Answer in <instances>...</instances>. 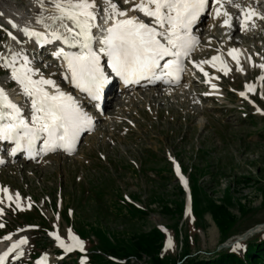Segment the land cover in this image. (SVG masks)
Listing matches in <instances>:
<instances>
[{
    "label": "rangeland",
    "instance_id": "1",
    "mask_svg": "<svg viewBox=\"0 0 264 264\" xmlns=\"http://www.w3.org/2000/svg\"><path fill=\"white\" fill-rule=\"evenodd\" d=\"M116 2L123 10L131 7L123 0ZM234 2L251 5L264 14V0ZM44 4L51 7L49 0ZM97 4L103 7L101 0ZM225 8L233 16V28L221 27L223 17L213 19L211 11L206 12L193 30L199 44L185 63L184 76L174 86L138 87L109 95L102 114L96 116L92 129L80 136L71 154L57 150L30 162L3 158L0 189L7 188L13 201L0 192L4 200L0 204V224L4 225L0 246L9 241L3 239L5 236L28 240L18 250L23 255L17 258L14 252L5 264H33L38 255L47 258L46 264H87L83 254L89 255L97 241L100 247L105 246L98 232L107 244L116 247L129 244L132 236L152 227L160 230V250L168 263L170 258H178L181 232L187 234L186 210L192 202V188L198 215L191 209L190 220L196 226L195 244L189 247L191 256L209 257L225 247H219L223 242L251 229L256 232L237 242L243 245L256 235L264 238V114L254 112L239 94L246 91L264 112V82L260 80L264 71L253 66L264 64V20L256 19L255 28L249 25L248 31H242L239 10L231 4ZM40 14L38 0H0V28L16 37L13 40L0 30V54L27 56L33 68L62 87L61 64L48 56L54 52L51 46L37 52L20 30L26 25L43 29L36 23ZM9 21L18 28H12ZM228 46L242 52L244 71L230 65L231 71L224 75L205 64L209 77H217L205 83L203 73L193 64L224 55ZM246 84L255 85V93L248 92ZM0 87L17 104H23L10 71L2 67ZM16 193L21 208L14 202ZM119 199L143 213H129ZM209 201L224 203L234 217L221 232L204 210ZM179 202L183 213L170 214L172 203ZM163 206L169 212L161 209ZM69 230L83 243V251L76 248L65 254L51 235L56 233L71 244ZM146 260L141 256L138 261L129 258L128 263L147 264Z\"/></svg>",
    "mask_w": 264,
    "mask_h": 264
},
{
    "label": "snow or ice",
    "instance_id": "2",
    "mask_svg": "<svg viewBox=\"0 0 264 264\" xmlns=\"http://www.w3.org/2000/svg\"><path fill=\"white\" fill-rule=\"evenodd\" d=\"M38 2L41 14L36 23L44 31L27 26L20 30L41 47L59 41L68 49L60 47L54 52V56L62 60V80L96 102V107H99L104 87L109 83L104 64L124 85L139 84L144 80L178 83L185 70V59L190 58L199 44V39L193 35V27L206 12L210 10L213 19L223 17L220 26L229 30L233 28V16L226 10V4L239 10L237 19L242 31H248L249 25L255 28L256 19L264 20V14L256 8L242 6L234 0H213L211 7L209 0H123L124 4H131L127 10H123L116 0H101L102 8L97 0H49L51 7H45L44 0ZM44 13H48L47 16ZM9 23L12 28H18L12 21ZM8 35L16 40L11 33ZM240 54L237 48L228 51V56L236 63V70L243 72ZM102 58H106L103 64ZM248 60L251 62V57ZM31 63L27 56L18 53L10 57L0 54V67L10 71L11 80L19 88L18 94L24 98L23 104H17L9 92L0 87V141L14 142L13 156L27 150L29 158H32L36 143L41 140L44 153L64 150L71 154L81 134L91 130L93 118L72 93L63 90L55 79L46 78ZM205 64L224 75L231 71L220 55L194 63L193 66L203 73L205 83L217 79L204 71ZM253 66L264 71V64ZM260 80L264 82V76ZM211 87L216 89L215 84ZM245 87L248 92L256 91L253 84ZM239 94L247 99L245 92ZM2 163L4 161L0 159ZM180 179L183 181L182 176ZM0 192L8 201H13L7 188L0 189ZM19 201L20 195L16 193L14 202L17 208H21ZM2 203L4 200L0 199ZM3 227L0 224V228ZM51 235L65 253L76 248L83 251V243L70 230L68 238L71 244H66L56 233ZM3 239L10 240L11 236ZM27 243V238L13 243L0 255V264H5L10 253L17 252V258L22 256L23 252L18 250ZM171 246L169 238L168 247ZM46 260L44 257L38 264H46Z\"/></svg>",
    "mask_w": 264,
    "mask_h": 264
},
{
    "label": "trees",
    "instance_id": "3",
    "mask_svg": "<svg viewBox=\"0 0 264 264\" xmlns=\"http://www.w3.org/2000/svg\"><path fill=\"white\" fill-rule=\"evenodd\" d=\"M179 191L180 190H178V192ZM190 193L192 202H190V206L186 212L187 221L185 224L187 225V234H184L183 232L180 234V244L177 254L178 258H175V260L174 258H170L168 263H166L167 257L164 256V252L160 250V230L152 227L149 231L144 233L138 232L136 235L132 236L129 244L127 243L116 247H114V245L110 246V244H107L105 237L102 236V233L98 232L97 234L99 237L101 236L99 239L102 240V242L104 240L105 246L100 247L97 241V244L90 247L91 249L89 255L84 254L87 264H129V258H133L135 261H138L141 256L147 258V264H264V238H260L261 236L259 235H256L254 238L252 237L243 245L237 242V244L231 245L227 248L223 247V249H219L209 255V257L204 258L198 254L191 256L189 253V247L195 244L196 226H192L190 215L192 214L191 209L196 212L194 206L197 198L195 197L194 188H192ZM118 201L121 202L120 206L124 205L129 213L133 211L134 213H143V211L139 208H133L131 205L126 203V201H122L121 199ZM172 206L170 214H177L180 216V214L183 213V208L180 202L172 203ZM161 209L165 212H169L166 206L161 207ZM204 210L209 213L210 220L220 232L234 219V217L230 215L229 211L226 210L224 203L215 205L209 201L207 205H205ZM196 215H198L197 212ZM76 231L78 232V230ZM80 231L86 232L84 229H80L79 232ZM84 235V233L79 234V236L85 237V240L93 245L92 242L88 241V237ZM237 245H239V247H237Z\"/></svg>",
    "mask_w": 264,
    "mask_h": 264
},
{
    "label": "bare ground",
    "instance_id": "4",
    "mask_svg": "<svg viewBox=\"0 0 264 264\" xmlns=\"http://www.w3.org/2000/svg\"><path fill=\"white\" fill-rule=\"evenodd\" d=\"M213 4V0H211L210 1V7H211V5ZM130 15H135V14H133V13H130ZM45 16H47V15H45ZM145 20H147V18H144ZM38 24V23H37ZM40 27H41V25L40 24H38ZM27 26V25H26ZM33 28V27H32ZM35 28V27H34ZM43 28V27H42ZM195 28H193V30H194ZM41 31V30H40ZM42 31H44V29H42ZM94 31V34H97L96 33V30H93ZM35 39H33V41L31 40V42L33 43V42H35L34 41ZM54 44V46L51 48V50H54V51H56V50H58L59 48H58V46L55 44V42L53 43ZM240 53H242V52H240ZM224 54V53H223ZM221 57H222V59L224 60V61H226L227 62V64H228V66H230V65H232V66H235V67H237L236 66V63H235V61L234 60H232L231 58H228L225 54L224 55H220ZM241 58H243L242 57V54H240L239 55V59L241 60ZM217 63H219V62H217ZM58 64H61V66H62V63H61V61H60V59H58ZM213 68V67H212ZM213 70L215 71V72H219V73H221V74H223V72H221V71H218L216 68H213ZM247 89V88H246ZM246 92V91H245ZM11 98L15 101L16 99H14L12 96H11ZM16 102V101H15ZM39 147H38V149H40L41 150V152H43L42 151V148H43V141L41 140V143H39V145H38ZM39 150V151H40ZM38 153V152H37ZM261 227V226H260ZM242 235V234H241Z\"/></svg>",
    "mask_w": 264,
    "mask_h": 264
},
{
    "label": "water",
    "instance_id": "5",
    "mask_svg": "<svg viewBox=\"0 0 264 264\" xmlns=\"http://www.w3.org/2000/svg\"><path fill=\"white\" fill-rule=\"evenodd\" d=\"M252 232L254 233L256 231L255 230H252V229L251 230H247L243 235H241L240 237L237 236L235 239H236V241L237 240H240L241 241L242 239H244L245 236L250 235V233H252ZM227 244H228V242H223V244H221L219 247H223V246L226 247Z\"/></svg>",
    "mask_w": 264,
    "mask_h": 264
}]
</instances>
